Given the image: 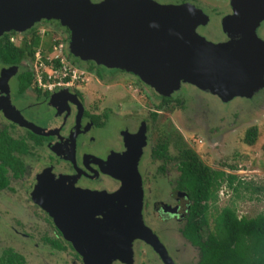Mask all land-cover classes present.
Instances as JSON below:
<instances>
[{
  "label": "flooded vegetation",
  "instance_id": "flooded-vegetation-1",
  "mask_svg": "<svg viewBox=\"0 0 264 264\" xmlns=\"http://www.w3.org/2000/svg\"><path fill=\"white\" fill-rule=\"evenodd\" d=\"M260 27L258 29L264 31ZM30 64L26 60L0 61V147L14 158L9 161L11 167H6L8 187L0 189V197L5 191L21 193L24 197L18 196L17 200L2 196L0 205L13 214L16 211L18 216L23 213L27 219L22 222L15 218V223L5 228V239L10 247L0 250V264L9 250L13 256L20 257L23 264H27L31 256L41 264H48L47 257L61 264L62 256L71 257V264H83L82 256L65 239L49 213L36 204L34 191H63L64 186H70L69 191H82L81 195L104 197L95 206L97 211L103 210L105 198L115 196L128 176L130 162L123 163L117 158L130 150L137 153L140 146L142 154L137 171L143 189L144 223L173 264H199L200 247L187 238L193 202L182 183L183 169L191 160L189 146L183 145L179 137L176 147L170 149L168 141L155 144L153 134L161 114L174 113V106L188 113V125L195 124L191 119L196 113L193 104L197 101L198 107L204 106L202 101L183 91L161 97L135 81L122 86L125 91L111 93L109 98H104V94L93 103L86 89L89 83L84 86L76 81L68 87L48 91L34 78ZM26 70L33 72V79L24 75ZM107 71L106 74L112 73V70ZM112 75L104 77L94 72L92 77L95 83L108 87ZM144 92L150 100L142 95ZM207 98L205 104L211 102L208 95ZM105 99L112 103L100 107ZM11 200L15 209L5 206ZM95 219L101 217L93 214L85 224L92 227ZM102 241L99 236L98 242ZM127 262L165 264L152 247L140 240L133 242L132 256L127 257ZM112 264L127 263L116 260Z\"/></svg>",
  "mask_w": 264,
  "mask_h": 264
},
{
  "label": "water",
  "instance_id": "water-1",
  "mask_svg": "<svg viewBox=\"0 0 264 264\" xmlns=\"http://www.w3.org/2000/svg\"><path fill=\"white\" fill-rule=\"evenodd\" d=\"M230 3L235 24L249 33L248 52L244 51V41L236 61H224L223 53L212 51L206 45L211 44L196 34V29L208 22L200 10L190 4L160 5L154 0H104L97 4L90 0H0V36L23 33L43 19L58 20L70 32L69 50L74 57L132 71L162 93L188 83L224 90L225 101L235 96L252 97L264 86V42L256 36L257 27L264 21V0ZM191 33L197 35L199 43L190 41ZM132 157L123 182L131 184L121 188L128 191L129 202H123L128 205L127 215H121L122 221L127 217V227L116 226L113 231L105 220L96 227L85 224L87 218L101 211L95 207L98 196L34 191L36 204L49 213L65 239L82 256L83 264H112L117 257L107 253L109 243L131 258L135 240L152 247L165 264H173L143 222V189L135 163L139 157ZM47 193L52 198H46ZM117 215L110 214L108 222ZM99 236L102 242H98ZM118 258L131 264L127 258Z\"/></svg>",
  "mask_w": 264,
  "mask_h": 264
},
{
  "label": "rangeland",
  "instance_id": "rangeland-1",
  "mask_svg": "<svg viewBox=\"0 0 264 264\" xmlns=\"http://www.w3.org/2000/svg\"><path fill=\"white\" fill-rule=\"evenodd\" d=\"M102 1L104 0H90L93 4ZM154 1L160 5L179 6L182 4H190L206 15L208 17V22L205 26H199L196 29V34L204 38L207 43L211 44L206 45L213 49L212 51H215L214 49H216L218 52L223 53L224 61H236L238 54L241 53L239 46L244 41L245 45H247L244 51L248 52L249 41L247 39L249 33L235 24V14L232 12L233 9L230 0H188L187 2H182L181 0ZM222 21L223 23L225 21L223 26ZM263 22L264 21H262L257 27L256 36L259 34V39L264 42V31L258 29ZM261 28H264V23L260 29ZM31 29H37L41 34L46 33L51 40L63 41L64 54L69 52L73 58L80 62L78 64L81 68L76 65L73 66H75L78 71L84 73L82 77L83 79L78 81H80L79 83L84 84V86L89 83V85L86 86V89L90 91V99L93 103H96V100L104 94V98H109L111 93H118L119 90H122V86L135 81L148 87L152 92L161 97H169L174 92L183 91L189 97L192 96L195 97V99L201 100L204 104V106L201 105L203 107H198L199 104L197 101L193 104L196 113L192 115L191 119L195 124L188 125V122H186L188 113L182 111L184 109H181L178 105V107L174 106V113L169 111L161 114L159 125L156 127V132L153 134V141L155 144L158 141H168L169 147L172 149L173 147H176V141H179L177 139L182 137L183 140H181V143H183V145L186 144L187 147L189 146V154L191 151L213 169L220 171L223 170L226 173L237 177V180H234L232 184L234 188L238 186L237 191L230 189L226 183L221 184L220 187L214 191V201L210 203L211 209L209 213L211 227L217 214L226 207L233 209L239 218L250 219L260 214H264V86L255 92L252 97L235 96L226 101L222 98V94L225 92L224 90L221 91L218 88L215 90L209 88L208 90L206 89V86L197 87L195 84L192 85L188 83H180L178 84V88L170 92L166 91L167 93H162L154 86L146 83L139 77V75L134 74L132 71L125 69L121 70L119 68H107L106 66L96 64L92 60H82L74 57L69 50L70 32L63 27L58 20L43 19L40 22L35 23ZM31 29L23 33L10 32L4 33L3 35L12 34L25 37ZM257 30L259 31L257 32ZM1 37L2 36H0V38ZM261 37H263V39ZM190 41L196 44L199 43L197 35H194L193 33L190 34ZM67 60L71 63L70 59ZM31 65L34 66L33 62L30 66ZM87 68H90L91 70L89 71ZM107 70H112V73L106 74L108 72ZM94 72H100L104 77L113 74V77H109L111 85L103 87L98 83H95L94 78L92 77ZM89 77L90 82H88ZM249 88L251 89L252 86ZM141 90L144 91L145 88H141ZM122 91H125V89ZM145 93L146 92L142 93V95L146 96L147 101L150 100V97ZM207 95L211 102L205 104L208 100ZM104 102L102 101L100 107H108L112 103L110 99H105ZM178 108L180 109V112L178 111ZM213 109L217 111V114ZM252 126L258 128L259 137L253 146H248L244 143L243 138L245 132ZM140 147L141 148L137 153H133L130 150L123 157H118L117 160H120L123 163L132 161L131 159L133 158V155L139 157L142 154V146ZM37 152L39 151H36V153ZM135 163L137 165L138 160ZM128 184H131V182L124 183L122 186ZM62 189L63 191L61 192L65 194L73 192V195H80L82 193V191H69L71 189L70 186H64ZM127 193L128 191L119 190L116 192V197L112 200H110L109 197H106L105 201L107 202L105 203V208L95 214L97 216L99 215L101 219H95V221L92 220V222H94L93 226L96 227V223H101L102 220H105L107 221V224H110L113 231L117 228L116 226L127 227V217L126 221L121 220V215H127L126 212L128 210V205L123 204V202H129ZM2 196L16 197L14 199L18 200V196L21 197V193L5 191L4 194L1 195L0 200H2ZM98 197L99 199H102V196ZM21 198L24 199V197ZM5 206L11 209L14 208L13 201L6 202ZM121 206H123V208H120ZM115 213L118 214L116 218L113 219L112 222H108L110 214ZM15 218L19 221L27 222L23 213L21 216H18L16 211L13 214L7 210L5 211L0 205V231L2 233L0 234V250L10 247L7 243L9 241L5 239V228L13 225L16 221ZM14 246L18 247L15 243ZM116 249L115 245L109 243V250L107 253H113L110 255L117 257L115 261L117 260L121 262V259L118 258L119 256H122L123 260H125L124 258L127 257L120 254ZM69 258L65 259L62 256L63 262L61 261V264H71L72 259ZM46 261L48 264H57L54 259H50L49 257L46 258ZM27 264L41 263L36 257L31 256L29 257Z\"/></svg>",
  "mask_w": 264,
  "mask_h": 264
},
{
  "label": "trees",
  "instance_id": "trees-1",
  "mask_svg": "<svg viewBox=\"0 0 264 264\" xmlns=\"http://www.w3.org/2000/svg\"><path fill=\"white\" fill-rule=\"evenodd\" d=\"M40 47L45 51L50 50L51 39L46 33L41 36L37 29H31L19 46L10 42L9 34L5 35L0 39V61L13 59L14 62L26 60L32 63ZM65 54L72 65L81 68L77 59L69 52ZM24 75L33 79L31 70H26ZM258 135V128L252 126L245 132L243 141L253 146ZM189 155L191 160L183 169L182 179L193 202L187 238L200 247L199 264H264V214L250 219L239 218L233 209L226 207L217 214L211 227L209 213L214 191L223 183L237 191L238 186H232L237 177L223 170H210L196 154L190 151ZM10 160L14 158L0 147V189L8 187L6 167H11ZM1 264L23 263L20 257L13 256L9 250L4 253Z\"/></svg>",
  "mask_w": 264,
  "mask_h": 264
},
{
  "label": "built area",
  "instance_id": "built-area-1",
  "mask_svg": "<svg viewBox=\"0 0 264 264\" xmlns=\"http://www.w3.org/2000/svg\"><path fill=\"white\" fill-rule=\"evenodd\" d=\"M44 36V34H41ZM24 37L9 34V40L16 46L23 42ZM34 78L43 89L51 91L56 88H65L72 83L82 80L84 73L76 69L67 60L64 54L62 40H51V48L45 51L40 47L34 55Z\"/></svg>",
  "mask_w": 264,
  "mask_h": 264
},
{
  "label": "bare ground",
  "instance_id": "bare-ground-1",
  "mask_svg": "<svg viewBox=\"0 0 264 264\" xmlns=\"http://www.w3.org/2000/svg\"><path fill=\"white\" fill-rule=\"evenodd\" d=\"M8 116V115H7ZM46 198H52L50 195H48V193L46 194ZM117 250V249H116ZM118 251V250H117ZM119 252V251H118ZM121 253V252H119ZM123 255V254H122ZM122 262V261H121Z\"/></svg>",
  "mask_w": 264,
  "mask_h": 264
}]
</instances>
